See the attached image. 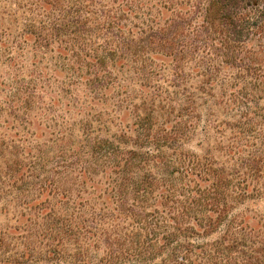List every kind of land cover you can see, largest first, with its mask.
<instances>
[{
	"label": "trees",
	"instance_id": "1",
	"mask_svg": "<svg viewBox=\"0 0 264 264\" xmlns=\"http://www.w3.org/2000/svg\"><path fill=\"white\" fill-rule=\"evenodd\" d=\"M34 1L106 111L0 264H264V0Z\"/></svg>",
	"mask_w": 264,
	"mask_h": 264
},
{
	"label": "rangeland",
	"instance_id": "2",
	"mask_svg": "<svg viewBox=\"0 0 264 264\" xmlns=\"http://www.w3.org/2000/svg\"><path fill=\"white\" fill-rule=\"evenodd\" d=\"M74 18L64 6L59 10L55 5L41 8L34 0H0V37L9 50H0V235L12 241L13 232H32L26 237L33 242L47 217L42 186L49 179L66 181L71 169L66 158L86 156L80 142L86 133L95 134L98 115L106 111L83 86L84 73L68 61ZM61 19L72 38L53 32ZM29 32L35 46L33 40L21 41ZM119 124L114 116L111 134L123 129ZM256 210L264 215L263 204ZM12 252V242L5 241L0 263Z\"/></svg>",
	"mask_w": 264,
	"mask_h": 264
}]
</instances>
